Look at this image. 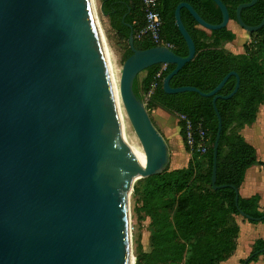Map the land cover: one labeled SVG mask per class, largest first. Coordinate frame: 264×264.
<instances>
[{
  "label": "water",
  "instance_id": "1",
  "mask_svg": "<svg viewBox=\"0 0 264 264\" xmlns=\"http://www.w3.org/2000/svg\"><path fill=\"white\" fill-rule=\"evenodd\" d=\"M211 1L221 14L219 25L205 23L186 3L175 8L186 57L162 46L139 50L130 32L131 55L117 69L102 52L87 0H0V264H134L133 184L168 166L165 141L133 90L153 66L174 67L162 81L166 95L212 98L217 129L210 182L214 191L228 187L215 185L221 134L215 103L236 94L238 76L230 72L207 94L169 87L195 56L180 11L204 31L227 27V8ZM257 2L235 10L236 25L248 34L264 27V16L254 27L241 20L242 10ZM230 77L235 88L218 95ZM239 216L264 221V215Z\"/></svg>",
  "mask_w": 264,
  "mask_h": 264
},
{
  "label": "trees",
  "instance_id": "2",
  "mask_svg": "<svg viewBox=\"0 0 264 264\" xmlns=\"http://www.w3.org/2000/svg\"><path fill=\"white\" fill-rule=\"evenodd\" d=\"M229 14V21L235 22V10L238 5L251 0H219ZM158 13L162 22L161 37L171 46L177 57L187 56L186 45L181 38L175 22L174 11L178 4L186 3L205 23L219 25L221 14L211 0H157ZM103 17L117 40L127 45L124 60L131 55L128 47L130 32L133 37L144 28L145 21L140 0H99ZM264 16V0L241 12V20L248 27L257 26ZM181 22L193 41L194 58L170 80L171 89L190 87L207 94L230 72L239 78L236 94L229 100H217L215 108L221 118V134L218 143L216 161V186H228L213 190L211 186L212 147L217 129V118L212 107V98H203L198 94L186 92L166 95L162 90L163 79L174 69L173 66L157 65L146 70L145 77L134 81L133 90L142 101L147 100L148 112L161 109L173 116L185 115L191 121H201L207 130L208 146L202 160L206 164L205 173H200L197 156L191 154L187 166L169 171L168 168L159 175L139 180L133 187V196L140 197L143 212L147 217L156 215L157 209L171 205L176 206V215L172 222L164 220L158 230L157 245L167 244L172 250L169 262L173 264H218L227 260L235 247L237 227L228 228L231 216L239 212L251 219H260L264 212L259 211V197L242 199L238 194L245 172L257 163L256 153L240 135V130L251 126L258 109L264 104V27L249 34L250 43L244 46L243 55H232L222 49L223 44L234 40V35L226 28L206 33L199 30L190 16L182 9ZM139 50L155 47L147 40L137 41ZM160 73L155 88L151 91L155 76ZM236 79L230 77L218 95H229L235 88ZM151 92V93H150ZM150 93V94H149ZM153 123V122H152ZM154 125V124H153ZM182 133V125L179 123ZM183 135V133H182ZM260 166L264 171V163ZM202 188H200V184ZM199 190V191H198ZM237 198V207L235 199ZM256 224L255 221H248ZM264 223V221L260 222ZM160 236V237H159ZM161 240V241H160ZM163 242V243H162ZM136 263L141 264L146 255L141 245L136 247ZM264 255V241L257 240L249 257L240 264H251Z\"/></svg>",
  "mask_w": 264,
  "mask_h": 264
},
{
  "label": "rangeland",
  "instance_id": "3",
  "mask_svg": "<svg viewBox=\"0 0 264 264\" xmlns=\"http://www.w3.org/2000/svg\"><path fill=\"white\" fill-rule=\"evenodd\" d=\"M94 2H95V14L99 22V27L103 41L111 53L112 62L114 66L117 69H121L122 64L124 62V54L127 49V45L117 40L114 32L111 31V29L109 28L107 20L104 19L100 14L99 0H94ZM138 77H141V75ZM149 117L151 118V114L149 115ZM163 123L164 125L161 127L156 121L154 122V126H156L155 128H157L159 131H163L164 134L167 132L170 133L168 137L169 139H165L166 140L165 144L167 146V153H168L167 168L169 171L185 168L187 166L188 161L191 159V154L187 156L185 151H183L184 149L180 148V143L178 142L177 145H173L170 139V135L171 136L173 135V137H177L178 135L177 133H179L181 139H183L182 133L179 128L178 116L170 115L168 116V119L163 120ZM165 136L166 134L164 135V138ZM256 150L259 153V157H261L262 149L258 145H256ZM195 155L197 156L196 161H198L200 173L204 174L206 170V164L202 160L203 155H198V154ZM138 181L134 183L133 187L136 186V183ZM199 184H200V188H199L200 190L202 188V185L201 183ZM133 195L134 193L132 188V192L129 197V234H130V249H131V255L134 260V264L136 263L135 251L137 245H141L142 251L146 255V258L141 264H173L172 262H169L168 259V257L170 258L169 255L172 253V250H167L165 252L167 255L164 256L163 249L166 248L167 244L157 245V243H158V230L160 229L162 222L164 220H168L169 222L173 221L177 212L176 206L171 205L165 208L157 209L156 215L154 214L153 217H147L144 215L143 212L137 213V211L138 210L140 211L142 207V202L140 201V197ZM227 226L230 230H233L235 224L230 219Z\"/></svg>",
  "mask_w": 264,
  "mask_h": 264
},
{
  "label": "crops",
  "instance_id": "4",
  "mask_svg": "<svg viewBox=\"0 0 264 264\" xmlns=\"http://www.w3.org/2000/svg\"><path fill=\"white\" fill-rule=\"evenodd\" d=\"M103 18L106 19L105 17ZM197 28L203 30L200 27ZM226 29L234 35V40L230 43L223 44L222 49L232 55H243L244 46L251 42L249 34L241 30L233 21L228 22ZM205 32L209 33L207 31ZM140 75L141 77H137V79L139 78V83L145 77V73H141ZM144 100H147V96L144 97ZM150 114L151 121H157L161 127L164 125L163 120L168 119V116H170L169 113L164 112L161 109L152 110L149 115ZM159 133L162 135L164 141H166L165 139H169V132L165 133V138L163 131H159ZM177 134V137L170 135L171 143L177 145L179 142L180 148L185 150L183 139H181L179 133ZM240 135L248 145L254 148L257 163L245 172L243 182L238 189V194L242 199H249L253 196H258L259 211L264 212V171L260 166L261 163H264V104L259 107L255 122L251 126H246L241 129ZM256 145L262 149L261 157H259V153L256 150ZM186 155L189 156L187 153ZM231 220L238 229L234 251L227 260L218 264H240L241 261H244L249 257L253 250V245L257 240L264 241V223L251 224L240 216H231ZM251 264H264V255L259 256L257 261Z\"/></svg>",
  "mask_w": 264,
  "mask_h": 264
},
{
  "label": "built area",
  "instance_id": "5",
  "mask_svg": "<svg viewBox=\"0 0 264 264\" xmlns=\"http://www.w3.org/2000/svg\"><path fill=\"white\" fill-rule=\"evenodd\" d=\"M140 1L142 13L144 15L145 26L135 35L134 39L137 41L147 40L154 46H162L171 49V46L166 44L161 37L162 22L157 10V0ZM159 79L160 73L155 76L154 83H152L150 87L151 91L155 88V82ZM178 120L182 125V136L185 148H187L191 153L198 155L205 154L209 138L203 123L201 121H191L185 115H179Z\"/></svg>",
  "mask_w": 264,
  "mask_h": 264
},
{
  "label": "bare ground",
  "instance_id": "6",
  "mask_svg": "<svg viewBox=\"0 0 264 264\" xmlns=\"http://www.w3.org/2000/svg\"><path fill=\"white\" fill-rule=\"evenodd\" d=\"M88 1V5H89V9H90V12H91V15L93 17V20L95 21L97 27H98V30L100 32V35H101V42H102V52L104 53V55L112 62V57H111V53L110 51L108 50V48L106 47L104 41H103V38H102V34H101V31H100V27H99V22L96 18V14H95V2L94 0H87ZM113 63V62H112ZM114 65V64H113ZM134 185V184H133Z\"/></svg>",
  "mask_w": 264,
  "mask_h": 264
}]
</instances>
